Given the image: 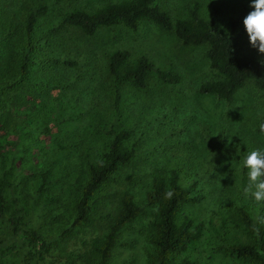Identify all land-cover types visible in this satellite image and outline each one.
Wrapping results in <instances>:
<instances>
[{
    "label": "rangeland",
    "instance_id": "374dc122",
    "mask_svg": "<svg viewBox=\"0 0 264 264\" xmlns=\"http://www.w3.org/2000/svg\"><path fill=\"white\" fill-rule=\"evenodd\" d=\"M111 1L117 0H0V134L9 140L2 146L0 176L6 172L14 184V191H22L18 196L31 206L29 212L33 222L50 238L44 263L62 264L70 258L73 264H92L90 240L105 230L120 193L128 190L141 211L119 230L105 264H151L150 236L154 215L145 196L153 169L162 166L178 169V180L182 184L197 178L195 190L203 195L197 202L184 204L179 211V218L188 215L193 222L202 221L199 241L194 248L176 254L173 260L187 257L193 264H258L248 258L228 255L224 246L249 237L232 222L237 205L247 207L250 214L264 215V205L258 208L242 191L247 182L243 158L252 150L264 149V135L258 127L264 108L250 81L244 82L229 102L197 92L200 83L216 77L204 57L205 45H183L172 32L161 30L146 19L139 21L134 30L123 25L100 27L90 37L82 35L77 27L64 25L60 35L66 38V44L61 46L60 55L73 59L76 65L69 68L60 65L43 73L31 65L21 81L12 87L13 83L7 84L16 79L14 74L18 71L21 54L16 45L23 36V18L29 8L38 4L46 7L35 24L37 31H42L55 25L63 13L72 8L91 11ZM193 1L199 3V12L204 16L217 5L223 23L229 17L242 22L250 7V0H154V3L174 19L185 16ZM243 5L247 9L243 10ZM10 41L15 42V46L8 44ZM6 45L15 47L8 59ZM237 46L241 54L264 58L250 47L245 31L237 35ZM112 49L127 50L129 60L143 55L156 67L178 72L179 80L174 84L163 83L151 72L142 89L123 84L115 111L111 77L105 68L107 54ZM5 67L9 69L6 75L3 73ZM38 78H45L43 82L48 79L51 86L36 84ZM21 85L29 88L27 102L11 105ZM38 88L41 94H37ZM42 98H48L49 105H33ZM28 115L37 126L46 124L47 134L36 135L34 126L26 122ZM18 123L30 126L24 130V138L36 136L46 147L58 145L62 138L71 142L63 153L69 157L68 175L62 173L65 161L62 154L54 162L53 177L59 180L52 178L50 190L60 193L59 199L49 205H41V198L34 195L31 180L24 181L26 172L21 167L31 161L32 155H28L23 145L12 141L15 133L11 130ZM110 127L128 130L124 145L134 153L100 189L92 221L69 231L74 196L70 180L83 176V160L79 154L88 152L98 158L110 141L107 132ZM21 153L22 161L15 162ZM1 235L4 236L0 230ZM22 250L19 243H13L8 249L0 247V260L13 264Z\"/></svg>",
    "mask_w": 264,
    "mask_h": 264
},
{
    "label": "trees",
    "instance_id": "16d2710c",
    "mask_svg": "<svg viewBox=\"0 0 264 264\" xmlns=\"http://www.w3.org/2000/svg\"><path fill=\"white\" fill-rule=\"evenodd\" d=\"M45 6L38 4L29 8L24 14L22 38L16 45L20 50L18 71L14 74L10 87L21 81L31 65H35L37 71H53L57 66L71 67L76 62L69 57L60 55L61 46L66 44V38L60 35L64 25L77 27L82 35L93 36L100 27H112L123 25L134 30L139 21L146 19L154 23L164 31L172 32L183 45H205L204 57L209 68L216 73V77L200 83L197 92L208 94L219 100L229 102L234 92L244 82L250 81L254 90L258 93L264 108V58L251 54L240 53L237 46V35L244 31L242 22L235 17H229L225 23L220 21L218 6H212L208 16L199 12V3L193 1L187 7V14L183 17L171 18L169 14L154 3V0H117L107 2L94 10L86 11L80 8H72L63 13L55 25H50L42 31H37L36 21L45 12ZM242 9H247L244 5ZM251 11V8L248 9ZM8 44L15 42L10 41ZM9 48V56L15 47ZM70 46V44H69ZM129 52L125 49H112L106 57V73L111 77L112 84V105L117 111L120 100V91L123 84H129L138 90L145 87L148 74L153 72L157 79L163 83L174 84L179 80L178 72L156 67L145 56L140 55L133 60L128 59ZM5 59V60H7ZM8 68H10L9 64ZM4 68L3 73H9ZM1 73V71H0ZM7 77V76H6ZM3 77L2 79H4ZM38 78L36 84L51 86L49 80ZM11 105L27 102L29 95L28 86L17 87ZM41 94V89H37ZM13 97V95H12ZM19 98L16 101V98ZM33 105H49L48 98L41 99ZM56 100L61 102L59 98ZM59 105V104H55ZM29 125L34 126L36 135L44 134L49 129L46 124H34L30 115L26 118ZM25 122V123H26ZM264 123V114L259 122ZM5 125V124H2ZM29 125L15 124L13 130L15 138L12 141L23 147L32 155L29 163L24 164L26 176L24 181L31 180L34 195L40 197L41 205H49L59 199V193H52L50 184L54 176L55 161L59 155L65 157L62 163V173L67 176L68 154H63L70 141L62 138L58 145L46 147L38 139L28 136L24 138V130ZM1 126V125H0ZM110 141L102 149L98 158L91 156L88 152L79 154L83 160L82 178L70 180L73 186V208L69 217L68 230L79 229L92 221L91 214L100 199L99 191L106 182L112 180L113 174L120 166L127 163L134 153L132 148L124 145V139L128 137V130L124 127H110L108 130ZM47 134V133H46ZM21 138V139H19ZM25 140V141H24ZM9 140L5 135L0 134V161L3 157L2 146ZM22 153H25L23 150ZM20 154L15 162H21L23 154ZM68 153V152H67ZM17 178H21L17 175ZM58 179V180H57ZM178 169H166L155 167L150 179V185L146 189L145 202L152 208L153 220L151 221L152 233L150 242L152 252L149 255L151 264H193V260L182 257L173 260V257L186 250L194 248L199 241L202 232V221L193 222L191 217L183 215L179 218V211L184 204H191L199 201L203 195L197 193L194 187L198 182L197 178H191L186 184L179 182ZM64 182V177H63ZM52 183V187L56 184ZM171 190L174 195L171 199L165 198V193ZM22 194L14 191V184L9 180L6 172L0 176V230L4 236L0 237V247L8 249L13 243L23 247L22 253L13 264H45L44 259L50 248L51 240L46 237L43 231L35 225L26 200L19 197ZM35 201V200H33ZM262 209V205H258ZM141 206L134 200L131 191L123 190L120 193L116 208L106 223L105 230L90 240V261L92 264H105L109 258L110 251L116 242L119 230L133 219H135ZM233 224L249 236L246 240L231 242L224 246L228 255L239 258H248L258 264H264V226H260L259 234L256 233V217L260 215L250 214L247 207L239 204L234 209ZM224 224L222 219L221 225ZM66 231V230H65ZM0 264H5L0 260ZM62 264H73L70 258Z\"/></svg>",
    "mask_w": 264,
    "mask_h": 264
},
{
    "label": "clouds",
    "instance_id": "9594fccd",
    "mask_svg": "<svg viewBox=\"0 0 264 264\" xmlns=\"http://www.w3.org/2000/svg\"><path fill=\"white\" fill-rule=\"evenodd\" d=\"M249 6L251 11L243 18V28L250 47L264 55V0H250ZM258 127L264 135V123ZM242 167L247 169V182L242 189L244 197L252 199L256 205H264V149L252 150L243 158ZM173 195L169 190L165 198L171 199ZM256 225L255 231L259 234L260 226H264V215L256 217Z\"/></svg>",
    "mask_w": 264,
    "mask_h": 264
}]
</instances>
